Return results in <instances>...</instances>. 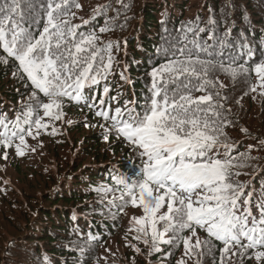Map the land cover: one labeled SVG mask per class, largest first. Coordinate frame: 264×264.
<instances>
[{
  "label": "trees",
  "instance_id": "trees-1",
  "mask_svg": "<svg viewBox=\"0 0 264 264\" xmlns=\"http://www.w3.org/2000/svg\"><path fill=\"white\" fill-rule=\"evenodd\" d=\"M48 2L21 0L17 16L21 27L33 34L42 31ZM4 3L0 0V5ZM75 3L82 7L76 8ZM70 4L69 15L64 18L75 26L77 37L95 34L100 46L112 43L113 64L107 79L85 90L89 95L102 96L111 107L114 102L122 107L126 100L135 101L138 108L144 104L151 95L150 72L165 62V50L168 58L179 47L204 57L206 54L192 41L208 47L214 52V61L226 66L244 63L251 70L264 63V0H70ZM101 28L110 30L101 33ZM16 71L11 61L0 63V113L8 121H14L28 103L29 89L24 81L13 77ZM252 77L250 85H256L254 72ZM208 79L215 86L206 85L207 93L219 92L214 100L231 110L225 113L231 121L225 131L227 142L235 146L232 155L249 153V146H254L250 156L255 159L233 171L240 173L234 181L245 184L246 192L255 190L251 210L259 218L256 203L264 189V145L260 143L264 141V106L253 108L244 97L232 96L227 90L231 87L228 77L219 67ZM104 86L110 89L107 95ZM254 97L264 100L257 93ZM94 112L83 102L65 101L63 119L50 122L57 134H49V128L37 139L26 137L29 147L22 157L15 151L18 141L11 148L0 147V264H178L181 260L185 264H219L223 245L218 241L212 242L211 252L205 250L202 256L190 258L185 256L182 242L179 246L161 243V251L156 253L150 244L133 239L136 233L129 229L136 227L133 217L144 215L142 207L129 202L119 212L107 201L119 197L120 191L105 197L96 189L118 188L110 179L116 174L137 179L141 161L127 142L114 135L104 141V129L98 126L104 121ZM85 123L92 126L85 127ZM219 151L223 156V149ZM115 203L122 201L116 199ZM158 227L162 230L163 225ZM197 235L201 241L207 239L203 230ZM130 245L138 247L140 253ZM226 264L257 261L232 256Z\"/></svg>",
  "mask_w": 264,
  "mask_h": 264
},
{
  "label": "snow or ice",
  "instance_id": "snow-or-ice-1",
  "mask_svg": "<svg viewBox=\"0 0 264 264\" xmlns=\"http://www.w3.org/2000/svg\"><path fill=\"white\" fill-rule=\"evenodd\" d=\"M71 6L70 0H49L43 29L33 34L17 20L21 0H5L0 5V63L7 65L11 61L17 68L13 77L24 81L29 89L28 103L23 105L20 115L14 121L0 119L3 129L0 147L8 149L18 141L16 154L24 156V150L29 147L26 137L37 139L49 128V134H57V128L50 122L63 119L65 101L83 102L103 119L104 123L98 126L104 129V141L108 142L114 135L127 142L141 161L137 179L116 174L110 179L118 188L96 189L105 197L120 191L119 197L107 201L119 212L129 202L133 207H142L144 215L133 217L136 227L129 229L136 233L133 239L145 246L150 244L151 251L156 253L161 251V243L179 246L182 242L184 254L190 258L202 256L205 250L211 252L212 242L218 241L223 245L219 264H226L232 256H247L257 264H264V189L256 203L257 218L251 210L255 190L246 192L245 184L234 181L240 173L233 171L249 166L247 161L255 159L250 156L254 146H249V153L232 155L235 146L227 142L225 131L231 124L225 113L231 110L214 100V96H220L219 92L207 93L205 87L215 86L208 76L217 67L234 80L250 74L249 69L244 63L226 66L216 62L213 51L192 41L195 48L206 54L204 57L179 47L168 58L165 50V62L150 72L151 95L144 104L138 108L135 101L126 100L122 107L113 109L102 97L85 95L89 86L106 80L112 70V43L100 46L95 34L77 37L75 26H70L64 18ZM75 7L82 6L75 3ZM109 30L101 28L100 32ZM218 43L224 46L223 41ZM251 71L258 80L249 91L264 97V63L256 64ZM109 91L104 86V95ZM194 91L207 94L193 96ZM130 104L133 106L129 107ZM260 143L264 145V141ZM3 158L7 159V151ZM116 199L122 203L116 204ZM164 208L166 211L162 212ZM198 230L206 232L207 239L201 241ZM185 232L189 234L184 235ZM193 237H196L194 243ZM130 246L140 253L138 247ZM178 264L185 262L181 260Z\"/></svg>",
  "mask_w": 264,
  "mask_h": 264
},
{
  "label": "rangeland",
  "instance_id": "rangeland-1",
  "mask_svg": "<svg viewBox=\"0 0 264 264\" xmlns=\"http://www.w3.org/2000/svg\"><path fill=\"white\" fill-rule=\"evenodd\" d=\"M190 14H191V10L187 11L186 16L189 18L191 16ZM251 70H249L250 74L241 75L235 80L227 75V77H228L227 83L231 86L227 90L230 91L232 96H234V97H244L246 100V103L251 105L253 108L259 107L260 105L264 106V100L262 98L261 99L260 98H254V93H251L249 91V87L251 86L250 81L253 79V77H252L253 72ZM85 95L88 97H91V98H96L95 94L89 95L88 92H86ZM256 99H257V102H256ZM89 103H91V100H89ZM116 106H119V105L116 104V102H114L112 108L114 109ZM93 111H95V110L93 109Z\"/></svg>",
  "mask_w": 264,
  "mask_h": 264
}]
</instances>
